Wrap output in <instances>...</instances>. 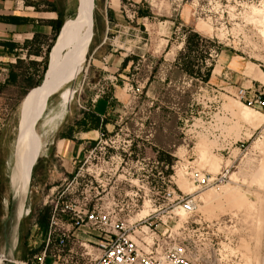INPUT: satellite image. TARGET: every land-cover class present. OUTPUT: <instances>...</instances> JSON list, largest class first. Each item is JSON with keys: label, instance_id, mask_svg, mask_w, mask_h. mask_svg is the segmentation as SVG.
<instances>
[{"label": "rangeland", "instance_id": "374dc122", "mask_svg": "<svg viewBox=\"0 0 264 264\" xmlns=\"http://www.w3.org/2000/svg\"><path fill=\"white\" fill-rule=\"evenodd\" d=\"M23 1L20 6L31 5ZM78 3L42 0L38 8L49 16L58 4L64 24H70ZM99 9L95 0L94 34ZM126 9L121 26L107 37L112 45L94 53L93 36L77 79L46 101L34 127L36 161L28 194L16 210L13 187L20 177V160L27 155L23 149L30 148L22 126L28 112L25 97L38 87L21 97L23 87L2 86L6 81L1 69L0 118L13 141L10 177L3 184L7 203H0V261L4 252V264H15L43 245L45 230L34 227V219L41 207L66 191V201H110L125 220L151 215L160 240L185 242L194 264H264V109L240 99V89L264 94V0H151ZM148 9L150 17L137 16ZM189 30L208 40L205 59L193 54L194 74L177 65ZM52 35H43V53ZM19 49L16 56L24 57L25 66L38 61L29 69L30 77L38 79L43 56L29 57ZM109 54L108 63L103 59L93 64L94 58ZM127 56L130 61L121 70ZM207 68L211 73L205 80ZM107 93L112 101L108 134L95 136L96 144L75 169L78 173L34 179V165L45 157L71 112L92 108L93 99ZM62 111L63 122L46 139L40 133L42 121L51 123ZM38 169L43 171V165ZM28 173L25 169L22 187ZM186 199L194 201V211L180 207Z\"/></svg>", "mask_w": 264, "mask_h": 264}, {"label": "built area", "instance_id": "2783aa9c", "mask_svg": "<svg viewBox=\"0 0 264 264\" xmlns=\"http://www.w3.org/2000/svg\"><path fill=\"white\" fill-rule=\"evenodd\" d=\"M3 71L6 81L9 69ZM240 95L244 103L264 109V94L240 89ZM65 193L59 192L57 201H51L42 248L31 249L27 258L15 264H194L185 242L160 240L151 215L125 220L110 201H66ZM180 207L192 212L195 203L186 199ZM38 226L34 219V227Z\"/></svg>", "mask_w": 264, "mask_h": 264}, {"label": "crops", "instance_id": "0c3cea01", "mask_svg": "<svg viewBox=\"0 0 264 264\" xmlns=\"http://www.w3.org/2000/svg\"><path fill=\"white\" fill-rule=\"evenodd\" d=\"M42 0H35L34 2L39 4ZM151 0H98L100 15L98 17V22L96 25V31L94 34V8L95 0L93 3V29L92 37L95 38L96 44L94 47L95 51L105 49L106 44L112 45V43H107V37L111 32L116 31L115 29L121 26V22L125 20V12L128 4H134L140 6L141 3L150 2ZM20 2L24 5L23 0H0V71L3 67L9 68L10 64L17 61L16 51L18 48H12V44H17L18 46L23 45L26 40H31L35 34L40 33L42 35H50L53 33L51 22L58 18V13L55 11H49L51 15L45 16L43 13L45 11L36 9L34 5L20 6ZM58 5V4H57ZM59 6V5H58ZM138 17H150V16H139ZM14 17H19V20H14ZM101 29V30H100ZM183 44V42H182ZM21 51V48L19 49ZM106 58V59H105ZM110 54L106 57L94 58L95 61L103 63V59L109 62ZM24 59V57H21ZM124 60V58H123ZM122 60V63H123ZM25 62V60H24ZM7 74L6 81L9 77ZM10 86L21 87L14 84H6L3 87L8 88ZM95 99V98H94ZM93 99V100H94ZM94 102V101H92ZM111 97L106 98L105 94L100 95L96 101L93 103L92 109L94 112L101 116L106 117L109 113V108L111 104ZM65 111L56 114V119L51 123L43 121L49 116L47 111L42 116V129L41 135L48 138L52 135L54 131L60 126L64 119ZM84 116V111L78 110L71 112L70 117L67 118L66 122L62 125L61 129L52 138L50 147L45 157H42L37 161L35 177L42 175L47 177L50 174L57 173L59 175H72L76 171L75 169L78 165L86 158V153L89 151L92 140H94L100 134V130H79L74 132L73 138L63 137V133L66 132L69 126L73 125L77 120H80ZM106 128H108V122L106 123ZM36 145H37V135L35 133ZM12 134L8 129L7 122L1 120L0 118V203H7V192L3 188L5 179L10 177L9 175V161L12 162ZM36 152V146L35 151ZM35 155V153H34ZM41 156V155H40ZM43 165V171H40L38 167ZM49 173V174H48ZM78 171L75 172V175ZM34 177V179H35ZM51 189V187H49ZM2 204V205H3Z\"/></svg>", "mask_w": 264, "mask_h": 264}, {"label": "bare ground", "instance_id": "6f19581e", "mask_svg": "<svg viewBox=\"0 0 264 264\" xmlns=\"http://www.w3.org/2000/svg\"><path fill=\"white\" fill-rule=\"evenodd\" d=\"M78 11L75 20L70 24H65L62 32L57 37L50 52L49 66L45 74L42 85L29 93L26 98L28 112L23 119L22 126L25 130V141L30 143V148L23 149L27 153L21 158V173L16 188H23L17 196V207L19 202L28 194V182L31 175V168L34 164L36 152V138L34 127L36 121L41 117L46 101L62 88L75 81L84 69L83 63L86 56L88 44H90L93 29V3L94 0H78ZM82 74V73H81ZM22 141V140H21ZM24 142V141H23ZM35 153V156H34ZM22 155V154H21ZM25 169H29L27 174V184L22 187V177ZM22 214V208L18 211V217ZM15 243H16V238ZM7 256L3 252L0 264H4Z\"/></svg>", "mask_w": 264, "mask_h": 264}, {"label": "trees", "instance_id": "16d2710c", "mask_svg": "<svg viewBox=\"0 0 264 264\" xmlns=\"http://www.w3.org/2000/svg\"><path fill=\"white\" fill-rule=\"evenodd\" d=\"M28 4L34 5L36 9H38V3L30 0H26ZM50 11H55L58 13V18L56 20H52L51 26L53 30V35H52V40L50 43H48L47 48L45 50V53L41 51L40 44L44 42V39H42L43 36L40 33L35 34L33 39L31 40H26L23 45L18 46L17 44H12V48H21L25 49L27 56L30 57V55H42L43 56V69L40 74V77L38 79H32L30 77V67H36L39 65L38 61L31 60L30 62H27L28 66H25L24 59H21V57L17 58V61L15 63L10 64V73L9 77L6 81V84H14L23 87L21 91V97L27 92L34 88V87H40L45 79V74L49 66V55L50 52L53 48V45L57 39V36L64 24L65 16L63 14L62 9L60 6L57 4H53L52 8ZM139 16H151V11L148 10H139L138 11ZM14 20L18 21L19 17H14ZM65 25V24H64ZM208 42V40L203 37L199 32L194 31V30H189L185 33V40H184V46L183 49L179 52L177 56V65L180 66V69L183 71H186L190 74L197 73V71L194 69L195 65V59L193 58V54L197 53L198 55H202L203 59H205L208 56V50L205 48V43ZM131 56H127L122 63V68L123 70L127 65L128 62L130 61ZM29 67V68H28ZM206 74L204 76L205 80H208L210 78V73H211V68L206 69ZM41 84V85H40ZM3 86V85H2ZM38 88H34L33 90H36ZM30 91V92H31ZM29 92V93H30ZM28 93V94H29ZM106 98L110 97V94L107 93L105 94ZM108 117L102 118L101 116L97 115L92 108H89L88 110L84 111V116L80 120H77L73 125L69 126L66 132L63 133V137L65 138H73L74 132H77L79 130H92V129H98L102 133V135H107V128H106V123L108 122ZM91 147H93L97 141L92 140ZM90 147V148H91ZM173 160V158H170ZM36 165H34V174L33 177H35V172H36ZM51 212H52V207L50 205H45L40 208L38 212V225L39 228L42 230H46L49 227L50 224V218H51ZM42 246L36 249L40 250Z\"/></svg>", "mask_w": 264, "mask_h": 264}, {"label": "water", "instance_id": "95a60500", "mask_svg": "<svg viewBox=\"0 0 264 264\" xmlns=\"http://www.w3.org/2000/svg\"><path fill=\"white\" fill-rule=\"evenodd\" d=\"M77 14H79V11H78V9H77ZM65 23V22H64ZM63 26H64V24H63ZM63 26H62V28H63ZM62 28H61V30H60V32H59V34L58 35H60V33L62 32ZM57 37H59V36H57ZM16 169H17V166H15V168H14V170H13V174L16 172ZM17 191H18V188H14L13 187V210H16L17 209V204H16V202H17V196H18V193H17Z\"/></svg>", "mask_w": 264, "mask_h": 264}]
</instances>
